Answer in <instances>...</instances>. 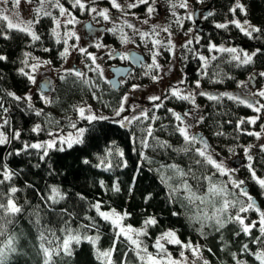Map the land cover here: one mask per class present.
Masks as SVG:
<instances>
[{"label": "snow or ice", "instance_id": "6c2138e0", "mask_svg": "<svg viewBox=\"0 0 264 264\" xmlns=\"http://www.w3.org/2000/svg\"><path fill=\"white\" fill-rule=\"evenodd\" d=\"M251 6L252 0H227L228 14L220 19L215 8L200 10L218 30V42L213 35H189L193 28L185 22L195 23L197 15L192 0H0V64L11 66L0 71V81L15 76L26 89H0V146L6 149L0 155V264H76L85 243L93 264H264V17L254 19ZM78 14L99 28L90 48L74 27ZM234 30L246 45L228 42ZM178 32L184 33L179 54ZM53 47L62 62L77 52L82 66L37 54ZM161 57L170 62L167 71ZM117 59L129 63L109 65V77L104 61ZM177 62V78L161 92L149 91ZM42 69L56 71L60 89ZM239 69L246 78L237 79ZM226 81L235 89L204 87ZM241 106L251 114L232 118ZM17 113L33 121L30 127L16 121ZM243 135L253 142L237 143ZM237 149L243 177L224 155L236 156ZM68 150L98 170V195L56 179L62 174L53 158ZM133 152L140 166L133 162L135 174L122 181L116 170L129 168ZM41 162L47 164L42 186L21 179ZM145 164L159 193L145 189L140 212L127 202L118 207L114 200L134 198ZM106 173L112 175L106 179Z\"/></svg>", "mask_w": 264, "mask_h": 264}, {"label": "trees", "instance_id": "16d2710c", "mask_svg": "<svg viewBox=\"0 0 264 264\" xmlns=\"http://www.w3.org/2000/svg\"><path fill=\"white\" fill-rule=\"evenodd\" d=\"M227 3V0H204V6H209V8H215L217 13L219 15L216 16V19H220L222 15H227V9L225 7V4ZM245 3H248V0H245ZM205 7H200V8H205ZM199 9V8H197ZM250 12L253 16V18H259V17H264V0H252V6L250 8ZM201 20L204 24V31L200 33L202 37H208L209 35L215 36L217 41L219 42L220 36L218 34V30L215 29L214 25L211 23V18L208 20H205L201 17ZM185 23V28L187 27H192L194 26L193 23L186 21ZM233 36H235V40H229V43H238L240 45H246L248 41L246 38L242 36V34L238 35L236 31L234 30L232 33ZM106 43H112L111 38H106L105 39ZM203 43V40L201 41ZM118 46V44H117ZM5 44L3 41H0V48H4ZM39 55H43L45 57L51 56L54 63L57 65L62 64L63 62L58 59L56 56L55 52V47H53V51L51 53H43V52H37ZM167 55V54H166ZM161 62L163 64L168 63L169 61H166L164 57H161ZM196 61L193 59L190 64H188L186 71L189 72L190 76L194 75V69L196 68ZM259 67V65H257ZM11 66L5 67L3 64H0V71H3L4 73H8L10 71ZM137 71H139V68H137ZM247 73L243 69H239L236 71V77L237 79H242L246 78ZM144 82L147 83V79L143 78ZM19 78L13 76L12 79H9L7 83L5 84L3 81H0V89L10 86L15 88L17 91H22L26 90L24 89V86L22 84L18 83ZM30 86V85H29ZM205 88H219L223 90L224 87H226L228 90H234L235 89V84L231 81H226V84L224 86L221 85H209L207 83L204 84ZM57 89L61 88V82L59 81L57 84ZM56 93H54L55 95ZM61 96H63V92H60ZM118 94V93H115ZM78 98V97H77ZM72 101H69L71 103ZM198 102L201 104L205 103V98H198ZM178 102L173 101V104H177ZM40 104V103H39ZM38 104V106H39ZM54 113V115H63L62 112L59 111V109H51ZM248 115L251 114V110L246 109L244 107H239L235 111H233L232 118H235L237 115ZM229 117L225 116V119H228ZM16 121L19 124H22L25 128L30 127L31 123L33 122L30 120L27 115L21 116L20 113L16 114ZM205 135H208L206 130L201 129ZM226 131L229 133L232 132V126L227 125L226 126ZM254 138L243 135L241 140L238 141L237 143H247V142H253ZM215 143V141H213ZM6 151L4 146H0V155L3 154V152ZM69 155H65L64 153H60L58 156H55L53 159L55 161L54 166L58 167L61 172V176H57V180H65V185L66 187L72 186L74 187L77 191H83L86 195L92 196L94 194L98 195L99 190L98 188L94 185V180L98 179L99 177L96 175L98 170L96 169H90L89 166H85L82 164V161H78L75 159V156L77 155L76 152H73V150H68ZM132 156V161H130V165L128 169H117L116 174L120 176L122 181H127L129 178V175L135 174L133 172V162L135 163L136 166H140V161L136 159V154L130 153ZM226 157H231L233 155L224 153ZM242 156V151L240 149H237V158H241ZM11 159V158H10ZM19 159V158H16ZM241 162L239 165H237L239 174L241 177L245 175V168L243 164V159L240 160ZM33 163H35V159L32 160ZM239 162V161H238ZM15 167V165H13ZM47 168V164L41 162V167L39 169L32 168L31 171L28 172L27 177H22L21 179H32L36 181L38 184L42 186L43 181L41 177L44 178V180H47V173L45 169ZM28 171V169H25ZM35 173V175H33ZM111 173H106L105 178L107 179L108 176H111ZM140 176L142 179L138 180V184L135 190V195L134 198L131 201H126L125 199H116L114 200V203L119 207L122 206L125 202H127L130 206V210H133L135 212H140L141 209L143 208V202L140 199V194L147 189L148 191H155L159 193V181L155 178L154 172H150L148 170V166L145 164L143 166V171L140 173ZM156 202L153 201V204ZM150 211L152 210L151 208L149 209ZM157 210H159V206H157ZM135 223V221H134ZM167 223V221H165ZM172 223H175V218H173ZM177 227H180V225H176ZM181 231H184L183 228H181ZM76 264H93L92 258L89 252V246L87 243L82 245L81 249H78V254H77V259H76Z\"/></svg>", "mask_w": 264, "mask_h": 264}, {"label": "rangeland", "instance_id": "374dc122", "mask_svg": "<svg viewBox=\"0 0 264 264\" xmlns=\"http://www.w3.org/2000/svg\"><path fill=\"white\" fill-rule=\"evenodd\" d=\"M162 2H163V0H162ZM192 4L194 5L195 9L200 8V7H205V6H204V0H203V3H199V2H197V0H192ZM78 20H79V23L76 24L74 27L76 28V30L78 31V33H79L80 36H81V44H82L83 46H85V47H89V48H90V47H91L90 42H91V40L94 39L95 37H93V35H92V34H93V33H92V29H93V28H92V27L90 28V27L88 26V28L86 29V26H87L86 24L91 23L93 26H96V25H95L94 21H92L91 17L88 16V15L78 14ZM185 23H187V22H185ZM191 23H192V22H191ZM84 25H85V26H84ZM84 27H85V29H86L87 31L84 29ZM192 28H193V33H192V34H189V35L198 34V33H196V32L194 31V26H192ZM101 35H102V34H101ZM175 38H176L177 45H178V47H177V54H179V52H180L179 44L183 42V39H184V33H183V32H178ZM70 43H71V41H70ZM118 46H119V45H118ZM127 47H128L130 50H132V51H136V52L142 54V55L144 56V58H147V57H146V53L143 52L142 47H141L140 49H136L135 46H134V45H131V44L128 45ZM93 50H94V49H93ZM160 59H161V58H160ZM80 60H81V58H80L79 54H78L77 52L73 51V52L71 53V55L68 57V59H67L66 61H63L62 64H63L64 67H68V66H77V67H81L82 65H81V63H80ZM116 62H117V60H115V61H108V60H105V61H104L105 72H106V75H108L109 77H111V72H110L109 69H108V68H109V65L116 66V65H115ZM169 63H170V62L164 64L165 71L168 70V68H169ZM179 69H180V63L177 62V63L175 64L174 68L172 69V71L169 72L168 76L165 77L164 80H163L162 82L157 83V84H153V85L151 86V89H150L149 91L154 90V91H156V92H161V91L163 90V88L168 84V79H169V78H171V79H173V80H175V79L177 78V76L179 75ZM41 71L43 72V74H44L45 76H47L49 79H51V80L53 81V86L56 88V87H57V84H58V82H59V79H58V77H57V75H56V71H55L54 69L51 70L50 72H44L43 69H42ZM89 74L91 75V73H89ZM42 81H43V80L40 79V76L38 75V85H39V83L42 82ZM38 85H30V86H29V89H31V90L35 93V92L37 91ZM53 95H54V93H53ZM34 102H37L38 104L40 103V102L36 101V96H35V95H34ZM39 106H40V104H39ZM51 109H55V107H52ZM242 159H244V158H243V154H242L241 158H237L236 156L227 157V162H228L231 166L237 168V165H239V163L241 162L240 160H242ZM238 161H239V162H238ZM237 169H238V168H237ZM237 174L240 175V174H239V171H238Z\"/></svg>", "mask_w": 264, "mask_h": 264}, {"label": "water", "instance_id": "95a60500", "mask_svg": "<svg viewBox=\"0 0 264 264\" xmlns=\"http://www.w3.org/2000/svg\"><path fill=\"white\" fill-rule=\"evenodd\" d=\"M208 8H209V6H206L205 8H199V9H196V13H197V15H196V17H195V23H193V25H194V31H195L196 33H198V34H200V33H202V32L204 31V24H203V22L201 21V19H200V17H199L200 10H201V9H208ZM205 15H206V12H205ZM86 29H87V27H86ZM237 44H238V43H237ZM133 52H134V54L139 55V56H141L142 58H144V56H143L142 54H140V53H138V52H136V51H133ZM117 67H119V66H117ZM136 68H139V66L136 65ZM110 71H111L112 75H114L112 69H110ZM112 77H113V76H112ZM122 77H123V74H120V75L115 76V78H116L117 80H119V79L122 78ZM41 83H43V81H42Z\"/></svg>", "mask_w": 264, "mask_h": 264}, {"label": "flooded vegetation", "instance_id": "af4514ba", "mask_svg": "<svg viewBox=\"0 0 264 264\" xmlns=\"http://www.w3.org/2000/svg\"><path fill=\"white\" fill-rule=\"evenodd\" d=\"M196 10V9H195ZM199 17H200V19H201V15L199 14ZM202 21V20H201ZM87 26V28H88V26L89 25H92L91 23H88V24H86ZM85 26V25H84ZM92 35H93V37H95L96 35H97V33L99 32V28H98V26H93L92 25ZM84 29H85V27H84ZM86 30V29H85ZM87 31V30H86ZM129 62L128 61H119L118 59H117V62H116V66H114V67H117V66H127V64H128ZM109 69V71H110V68H108ZM111 72V71H110ZM113 75H112V73H111V77H112ZM41 83V82H40ZM39 83V84H40Z\"/></svg>", "mask_w": 264, "mask_h": 264}]
</instances>
